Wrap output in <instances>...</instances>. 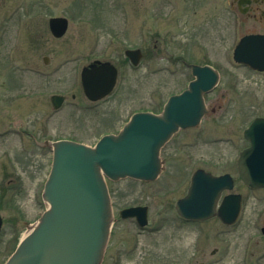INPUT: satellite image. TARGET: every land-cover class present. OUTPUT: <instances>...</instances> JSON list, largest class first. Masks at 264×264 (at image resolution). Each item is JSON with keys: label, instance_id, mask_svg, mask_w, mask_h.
Segmentation results:
<instances>
[{"label": "rangeland", "instance_id": "obj_1", "mask_svg": "<svg viewBox=\"0 0 264 264\" xmlns=\"http://www.w3.org/2000/svg\"><path fill=\"white\" fill-rule=\"evenodd\" d=\"M54 16L69 20L62 38L50 32ZM248 33H264V17L243 13L237 0H0V264L48 207L51 144L93 146L135 112L159 113L193 78L187 62L220 70L207 115L163 147L157 180L108 181L117 216L102 264H264V188H249L237 169L245 129L264 116V71L233 60ZM127 48L141 49L138 66ZM95 59L114 62L119 78L112 94L92 102L80 73ZM55 94L66 97L59 109ZM198 168L233 175L232 192L243 195L236 226L178 216L175 205ZM138 204L149 206L144 229L117 213Z\"/></svg>", "mask_w": 264, "mask_h": 264}, {"label": "water", "instance_id": "obj_2", "mask_svg": "<svg viewBox=\"0 0 264 264\" xmlns=\"http://www.w3.org/2000/svg\"><path fill=\"white\" fill-rule=\"evenodd\" d=\"M60 37L68 28L66 18L50 21ZM126 54L138 64L140 49ZM234 59L253 69L264 70V34H249L236 45ZM195 79L186 90L173 95L161 114L139 112L132 116L118 135H104L94 147L70 140L52 143V170L45 185L44 198L50 204L38 225L21 242L6 264H100L112 224V207L105 177L118 180L132 177L153 180L161 172L160 148L180 128L196 126L208 112L204 93L219 80L211 66L191 65ZM118 71L106 61H94L82 71V84L91 100L108 95ZM63 96H52L59 108ZM245 138L250 146L240 155L238 172L253 188L264 187V117H257ZM234 188L230 174L216 176L204 169L195 171L188 194L177 203L178 212L192 219L217 215L233 224L240 213L241 194L226 195L217 210L222 192ZM137 215L147 224V213L140 207L122 211ZM3 219L0 214V231Z\"/></svg>", "mask_w": 264, "mask_h": 264}, {"label": "flooded vegetation", "instance_id": "obj_3", "mask_svg": "<svg viewBox=\"0 0 264 264\" xmlns=\"http://www.w3.org/2000/svg\"><path fill=\"white\" fill-rule=\"evenodd\" d=\"M239 2L240 1L237 0L238 7L240 10L244 11L245 14H248L250 11L257 10L260 12V15L264 17V0H250V2H244L245 4L242 5H239ZM258 4H262V6H258ZM243 5H245V7H243Z\"/></svg>", "mask_w": 264, "mask_h": 264}, {"label": "bare ground", "instance_id": "obj_4", "mask_svg": "<svg viewBox=\"0 0 264 264\" xmlns=\"http://www.w3.org/2000/svg\"><path fill=\"white\" fill-rule=\"evenodd\" d=\"M32 231V229L28 230L24 235L23 237H25L28 233H30Z\"/></svg>", "mask_w": 264, "mask_h": 264}]
</instances>
